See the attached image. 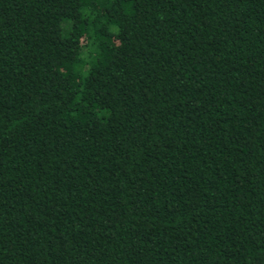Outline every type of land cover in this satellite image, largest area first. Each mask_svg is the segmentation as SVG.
Segmentation results:
<instances>
[{
	"label": "trees",
	"instance_id": "16d2710c",
	"mask_svg": "<svg viewBox=\"0 0 264 264\" xmlns=\"http://www.w3.org/2000/svg\"><path fill=\"white\" fill-rule=\"evenodd\" d=\"M0 264H264V0H0Z\"/></svg>",
	"mask_w": 264,
	"mask_h": 264
}]
</instances>
